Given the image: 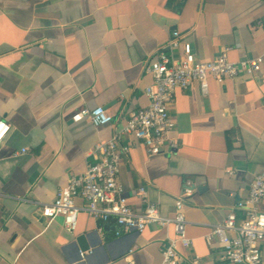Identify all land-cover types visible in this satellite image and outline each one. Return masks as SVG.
Instances as JSON below:
<instances>
[{
  "label": "crops",
  "instance_id": "crops-1",
  "mask_svg": "<svg viewBox=\"0 0 264 264\" xmlns=\"http://www.w3.org/2000/svg\"><path fill=\"white\" fill-rule=\"evenodd\" d=\"M176 30L202 60L225 47L233 61L262 54L264 0H0V120L10 125L0 142V264H72L76 236L92 230L106 248L90 264H123L130 249L136 264H163L172 222L121 230L113 218L80 209L69 230L62 216L48 222L41 207L96 161L92 150L113 136L116 120L149 104L146 64L170 51ZM208 82L206 93L197 83L176 90L169 110L175 147L149 155L134 140L120 162L119 181L135 210L140 188L164 216L191 189L183 199L192 243L178 242L177 264H234L206 235L230 211L244 216L236 204L264 171V68ZM97 105L115 121L72 119ZM76 202L86 205L82 197Z\"/></svg>",
  "mask_w": 264,
  "mask_h": 264
},
{
  "label": "built area",
  "instance_id": "built-area-1",
  "mask_svg": "<svg viewBox=\"0 0 264 264\" xmlns=\"http://www.w3.org/2000/svg\"><path fill=\"white\" fill-rule=\"evenodd\" d=\"M170 51L159 50L156 56L146 64V72L152 75V82L145 88L149 97L148 105L132 111L123 122L114 117L103 105L93 108L84 107L73 116L74 121L89 119L95 126L115 121L113 136L107 141L98 142L93 150L96 161L89 163L84 172L73 175L60 188L52 202L41 207V213L48 222L57 216L64 218L69 230L77 225L80 209L87 210L95 218L104 222L113 218L121 230H143L147 224L164 226L174 224L175 237L170 238L163 248V264H177L181 256L178 242L191 245L186 233L187 220L184 212V196L191 189L176 197L175 211L172 216L160 213L158 205L152 202L143 188L139 189L141 209L135 210L125 196L119 181L120 162L134 147V140H140L149 155L162 151L163 147L176 146V140L170 136L175 120L170 114V106L175 100L177 89L188 90L198 84L206 93L209 78L222 83L240 74L255 75L264 68V53L238 61L228 57L229 47H225L212 60H202L196 56L192 43L183 38V34L174 31L168 42ZM10 128L9 123L0 120V142ZM23 149L22 151H26ZM86 201L81 208L76 199ZM264 171L258 173L250 184L245 198L238 201L236 207L243 210L244 216L238 218L230 211L226 218L212 226L206 235L210 242L216 237L222 246V257L234 264H262V244L264 243ZM119 233V232H118ZM133 249L125 254L123 264H136L132 258ZM81 256L84 253L81 252ZM195 262L197 260L195 259Z\"/></svg>",
  "mask_w": 264,
  "mask_h": 264
},
{
  "label": "water",
  "instance_id": "water-1",
  "mask_svg": "<svg viewBox=\"0 0 264 264\" xmlns=\"http://www.w3.org/2000/svg\"><path fill=\"white\" fill-rule=\"evenodd\" d=\"M74 244H77L78 257L71 262L72 264L83 258L85 262L90 264L91 258L106 248V245L103 244V240L98 236L97 230L79 234L76 236ZM81 252H86L87 254L82 257Z\"/></svg>",
  "mask_w": 264,
  "mask_h": 264
}]
</instances>
